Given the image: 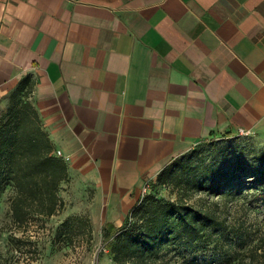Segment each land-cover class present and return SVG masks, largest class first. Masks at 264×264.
I'll use <instances>...</instances> for the list:
<instances>
[{
    "label": "crops",
    "instance_id": "crops-1",
    "mask_svg": "<svg viewBox=\"0 0 264 264\" xmlns=\"http://www.w3.org/2000/svg\"><path fill=\"white\" fill-rule=\"evenodd\" d=\"M27 76L66 214L117 227L198 139L264 130V0H0V100Z\"/></svg>",
    "mask_w": 264,
    "mask_h": 264
},
{
    "label": "trees",
    "instance_id": "trees-1",
    "mask_svg": "<svg viewBox=\"0 0 264 264\" xmlns=\"http://www.w3.org/2000/svg\"><path fill=\"white\" fill-rule=\"evenodd\" d=\"M34 82L27 76L9 93L0 118V185L12 187L11 220L25 227L64 207L60 190L69 174L30 99ZM156 183L170 185L175 197L144 193L121 226L107 223L112 264H264V230L246 237L224 209L249 191L264 197V145L189 149L163 165ZM212 250L210 260L200 258Z\"/></svg>",
    "mask_w": 264,
    "mask_h": 264
},
{
    "label": "rangeland",
    "instance_id": "rangeland-1",
    "mask_svg": "<svg viewBox=\"0 0 264 264\" xmlns=\"http://www.w3.org/2000/svg\"><path fill=\"white\" fill-rule=\"evenodd\" d=\"M8 96L0 100V118L6 111ZM251 143L263 146L264 130H252L246 135L234 134L232 137H217L214 140L206 136L198 139L186 151L196 148L203 149L208 154L212 147L227 144L245 146ZM145 183V193L154 190L160 196L175 197L170 185L156 183V175ZM66 189L67 182L64 181L60 190L62 197L67 195ZM12 194L10 185H0V264H112L106 243L105 225H94L86 214L67 215V205H64L53 216L43 219L35 217L26 227L19 226L11 220ZM64 201L66 204L65 199ZM227 206L228 208H224L225 215L235 226H243L247 231L246 237H253L264 230V197H260L258 193L249 191L245 197L228 203ZM118 217H122L117 222L121 226L126 216ZM64 221H68V224L63 225ZM214 252L212 250L200 258L210 260Z\"/></svg>",
    "mask_w": 264,
    "mask_h": 264
},
{
    "label": "built area",
    "instance_id": "built-area-1",
    "mask_svg": "<svg viewBox=\"0 0 264 264\" xmlns=\"http://www.w3.org/2000/svg\"><path fill=\"white\" fill-rule=\"evenodd\" d=\"M250 132H252L251 129H243V128H241V129L238 130L237 134L246 135V134H249ZM56 154L60 155V151H58ZM146 190H147V184L145 183L143 185L142 190H141V195H143L146 192Z\"/></svg>",
    "mask_w": 264,
    "mask_h": 264
}]
</instances>
